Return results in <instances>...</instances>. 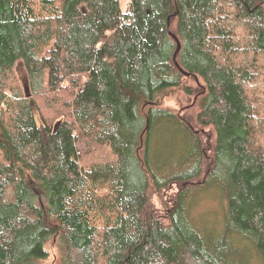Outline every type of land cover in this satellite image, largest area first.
Segmentation results:
<instances>
[{"label":"trees","instance_id":"trees-1","mask_svg":"<svg viewBox=\"0 0 264 264\" xmlns=\"http://www.w3.org/2000/svg\"><path fill=\"white\" fill-rule=\"evenodd\" d=\"M50 244L264 264V0H0V264Z\"/></svg>","mask_w":264,"mask_h":264},{"label":"rangeland","instance_id":"rangeland-1","mask_svg":"<svg viewBox=\"0 0 264 264\" xmlns=\"http://www.w3.org/2000/svg\"><path fill=\"white\" fill-rule=\"evenodd\" d=\"M15 71L17 73V77L18 80L21 82V84L23 83L24 85H26V90H27V95H30V88L28 86V76L26 73V70L20 65L17 64V67H15ZM177 100H178V95H171L170 97H168L167 101L169 104H171L173 107H175L176 109L178 108L177 105ZM158 133V134H157ZM160 132H156V138L159 137ZM155 138V139H156ZM155 142V146H156V140H154ZM157 150H160V148L156 147ZM165 198H168V194L164 196ZM202 201H204V204L197 206L196 211L197 212H201L204 210H218L220 208V199L218 198H207V199H203ZM155 202L159 207H164V201L162 199V197H156L155 198ZM49 250H50V256L49 258L44 261L43 264H62L61 263V259H62V254H61V250H59L60 248L57 247L56 245L53 246L52 244L49 245ZM254 264H259V260L258 258L254 259Z\"/></svg>","mask_w":264,"mask_h":264},{"label":"water","instance_id":"water-1","mask_svg":"<svg viewBox=\"0 0 264 264\" xmlns=\"http://www.w3.org/2000/svg\"><path fill=\"white\" fill-rule=\"evenodd\" d=\"M179 49H180V42H178L177 52H178ZM177 52H176V53H177Z\"/></svg>","mask_w":264,"mask_h":264}]
</instances>
